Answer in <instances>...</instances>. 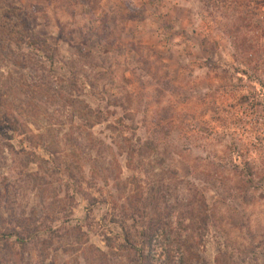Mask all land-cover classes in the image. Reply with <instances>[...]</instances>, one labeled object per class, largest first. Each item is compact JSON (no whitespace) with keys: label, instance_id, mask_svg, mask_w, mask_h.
I'll return each instance as SVG.
<instances>
[{"label":"rangeland","instance_id":"rangeland-1","mask_svg":"<svg viewBox=\"0 0 264 264\" xmlns=\"http://www.w3.org/2000/svg\"><path fill=\"white\" fill-rule=\"evenodd\" d=\"M0 89V264H264V0H0Z\"/></svg>","mask_w":264,"mask_h":264},{"label":"trees","instance_id":"trees-1","mask_svg":"<svg viewBox=\"0 0 264 264\" xmlns=\"http://www.w3.org/2000/svg\"><path fill=\"white\" fill-rule=\"evenodd\" d=\"M13 11H17V12L22 13V11L18 10V9H13ZM22 15H24L23 17H26V19H27L26 14H22ZM22 15L18 14V19H17L18 22L12 23L11 26H7V30H10V28L18 29V32L15 33L16 39H14L13 41L18 45H21L22 43H24V47H27L28 49L32 48L33 50L37 51L38 53H44V54L49 53V54H51L53 50L48 45L47 41L46 40L42 41L41 38L35 36V34L32 32V30L28 27L27 23L25 22L26 19L23 18ZM23 27H25V32L19 31ZM50 58H52V55ZM25 84L27 85L26 82H25ZM8 95H9L8 91L6 93H4L3 89H0V115L3 112V109L6 107L5 97L8 98ZM66 102H67L66 104H71V105H69L70 107L71 106L73 107L74 106L73 104L75 103L72 101V99H68V101H66ZM2 115H4V114H2ZM3 118L8 120L7 129L12 130L13 132L15 130H19L21 128V126H23V125H21V123H19V120H17L16 118L13 117V115L10 116L9 114L6 113ZM0 120H3L1 118V116H0ZM22 143L24 144L23 141H22ZM149 144H151V143H147L146 145L149 146ZM10 148L12 149V151H14V148L12 146H10ZM17 154L25 155L27 157V159L30 156L29 153H27L25 150L18 152V153L15 152V155H17ZM48 154L50 155V157L52 156L51 157L52 160L56 159L55 153L50 152ZM23 159H24V157H23ZM44 162L47 163L48 161H44ZM138 190H139L140 194L144 193V190H140L139 188H138ZM134 195H135V193L133 195H131L130 198L134 197ZM195 200H196V202L194 204H196V206L199 208V210L201 212V216H203V217L198 216L197 218L201 221V224L207 226L206 224H208V218H207V216H208L207 215L208 205L206 204V201H204V199H200V200L195 199ZM58 221H61L59 219V217H58ZM63 222L67 226V231H69V229H71V227H72V225L70 224L71 222H68V220H66V219H64ZM192 222L195 225V223H196L195 219H192ZM161 228H162L161 222L158 221V222L151 223L148 227L144 228L141 233H139V231H138L137 235L139 238H137V239L141 243V246H142L141 249H139V247L137 245V243H138L137 239L131 240V234L129 233L128 230H126L124 228V232L126 233V241L128 243H130L132 245V248L136 251V253L139 254V258H140V259H138L139 261H144V260L149 259V257H147V255H145V250L154 242V240H156V238H159L162 236L161 235ZM49 230L51 232L54 231L51 228H49ZM40 232L41 231L39 229H35L34 233H31L30 236L28 235L27 238L24 239L23 236L16 233V231L7 229L6 231L0 232V241L2 244H7L9 242V240H11L12 238H15L18 243L25 246L26 244L29 243V240L30 241L33 240V237L37 238V234H39ZM189 243H190V237L188 239L186 238V240L182 242V246H185ZM193 246L194 245L192 243H190V247H189L190 252L193 249ZM185 247L188 248V246H185Z\"/></svg>","mask_w":264,"mask_h":264}]
</instances>
